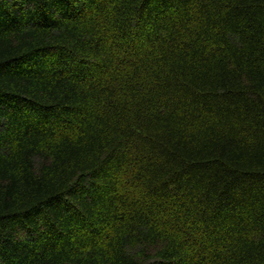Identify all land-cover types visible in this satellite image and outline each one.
<instances>
[{
	"label": "trees",
	"instance_id": "16d2710c",
	"mask_svg": "<svg viewBox=\"0 0 264 264\" xmlns=\"http://www.w3.org/2000/svg\"><path fill=\"white\" fill-rule=\"evenodd\" d=\"M0 264H264V0H0Z\"/></svg>",
	"mask_w": 264,
	"mask_h": 264
}]
</instances>
